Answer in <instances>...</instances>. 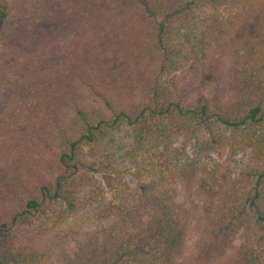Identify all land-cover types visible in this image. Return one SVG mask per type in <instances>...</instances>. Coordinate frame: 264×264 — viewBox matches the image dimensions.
Instances as JSON below:
<instances>
[{
	"label": "trees",
	"instance_id": "obj_1",
	"mask_svg": "<svg viewBox=\"0 0 264 264\" xmlns=\"http://www.w3.org/2000/svg\"><path fill=\"white\" fill-rule=\"evenodd\" d=\"M4 92L0 264H264V0H0Z\"/></svg>",
	"mask_w": 264,
	"mask_h": 264
},
{
	"label": "rangeland",
	"instance_id": "obj_2",
	"mask_svg": "<svg viewBox=\"0 0 264 264\" xmlns=\"http://www.w3.org/2000/svg\"><path fill=\"white\" fill-rule=\"evenodd\" d=\"M63 32H65V30ZM237 48H238V46H237ZM7 101H8V95L5 92L1 93L0 94V115L5 111V105H6Z\"/></svg>",
	"mask_w": 264,
	"mask_h": 264
}]
</instances>
